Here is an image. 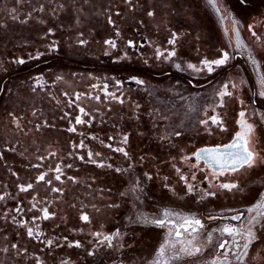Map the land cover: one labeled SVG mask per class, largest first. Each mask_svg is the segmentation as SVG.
Listing matches in <instances>:
<instances>
[{"label": "flooded vegetation", "instance_id": "1", "mask_svg": "<svg viewBox=\"0 0 264 264\" xmlns=\"http://www.w3.org/2000/svg\"><path fill=\"white\" fill-rule=\"evenodd\" d=\"M220 1L0 0V264H240L232 235L202 244L212 217L252 226L243 264H264V0ZM242 111L256 166L214 171L197 153L232 143ZM184 218L201 253L175 259Z\"/></svg>", "mask_w": 264, "mask_h": 264}, {"label": "snow or ice", "instance_id": "2", "mask_svg": "<svg viewBox=\"0 0 264 264\" xmlns=\"http://www.w3.org/2000/svg\"><path fill=\"white\" fill-rule=\"evenodd\" d=\"M17 2H20V0H17ZM127 3L131 4L132 0H126ZM211 3H213V6L215 7V0H210ZM61 7H63V5H61ZM40 12L44 11V7L41 5V7L38 9ZM16 9H12V12H15ZM217 11H219V9H217ZM148 16H153L154 13L152 11H149ZM29 17L31 16V13L28 14ZM14 20L18 19L17 16H13L12 17ZM109 22L112 23L111 19H109ZM21 23H27L26 20L21 21ZM51 31V30H49ZM119 33H117L118 35ZM253 35L255 36V32H253ZM79 43L84 44L86 43V41L84 40H80ZM106 44L110 45L112 48L116 47V43L113 40H107L105 41ZM131 44V42H129ZM169 43H175V40H170ZM170 55H175V52L170 53ZM229 59V54L227 52H224L222 55V58L214 60V61H208V60H204L202 63L205 65V67L207 68V70L209 72L213 71L212 65H216V66H220V65H224L226 63V61ZM19 63H24L23 60H20ZM180 66L177 65V68H179ZM189 68H195V65L189 64L188 65ZM199 70V69H197ZM137 83H142V81H137ZM261 84L262 86H264V78H262L261 80ZM235 87V85H233ZM225 88H227V85H225ZM221 96L224 95H231L230 92H221L220 93ZM261 96H264V91H262L260 93ZM98 99V98H97ZM81 113H84V109L81 108L80 109ZM85 115H87V113H84ZM245 113L242 111L240 113V121H238V123H240L242 125V131L237 132L236 137L233 141L232 144L227 145L226 147L228 149H235V151H231L229 153H227V155L229 156V160L224 161V160H218L217 162L219 163V166L221 169H226V168H230L232 171L237 170V168H242V167H248V168H253L256 166L257 163V153L255 151L252 150V148L250 147V144L253 141V133L255 131L254 126L252 124L247 123V121L244 119ZM212 122L213 123H220V121L217 120V118L215 116L211 117ZM85 123L84 120H82L80 117L76 118V124H83ZM204 123H207L206 121ZM69 131H75V128H71L69 129ZM179 134V133H177ZM95 138V137H93ZM127 136L124 137V142H127ZM81 147H83V142H81ZM108 147H111L110 145H108ZM116 151H120V152H124V149L120 148V149H116ZM201 151H212V152H216L217 150L213 149V150H201ZM125 155H127V153H124ZM89 157L92 156V153L89 152ZM96 155H100L99 153H96ZM197 157L199 158V153H197ZM81 159H83V157H81ZM95 162V161H93ZM261 162H264V160H262ZM103 166V165H101ZM57 172H61V169L59 168V166H57V168L55 169ZM46 173L45 174H41L38 177V181H45L46 183H51L50 180L46 181L45 177H46ZM56 180H60V175H57L55 177ZM71 179V178H70ZM33 187L32 184H28L27 187H21V191H27L28 189H31ZM221 188L223 189H229L231 190L232 188H235L236 185L235 184H221L220 185ZM189 190H191V186H189ZM53 191H60V189H53ZM3 197H0V200H2ZM33 207H35V205H33ZM255 207L257 208H264V203H258ZM254 209L250 208L248 209L249 212H252ZM17 211H19V209H17ZM43 212V218L44 219H48L50 217V213L48 211L47 208L42 209ZM165 215H168V213H165ZM242 215V214H241ZM83 221H88L89 217L84 214L81 215L80 217ZM212 219H214V217H212ZM231 219L233 220H239L240 216H232ZM255 218H253L254 220ZM157 225L163 226L164 225V221L163 220H155L154 221ZM184 223L187 225H196L198 226V228H203L204 225L201 222V220L199 219H193V220H189L188 218H184ZM249 224L252 225L253 221H249ZM183 227V225H182ZM198 229L197 228H193L192 231L196 232ZM185 231H187V229H185ZM222 232H226L229 235L233 236V242L236 245L237 248V252L233 253V255L236 256V259L238 261H240V264H243V260L242 257L243 256H247L248 255V249L250 248V246L253 244L254 241H256L258 239L256 233L253 231V227L249 226L246 231H242L240 228H236V227H225L224 229L220 230ZM27 234L29 237H33L35 235V237H39L40 233L37 231L34 233V230L32 227H28L27 228ZM96 236H100L101 233H95ZM114 235H119V233H114ZM176 235L179 237L181 235V233L179 231L176 232ZM235 236H240L244 239V243L242 245L243 248V252H240L239 249L241 247L239 241L235 240ZM211 234L209 233L208 235V241L211 242ZM104 241L108 242V247H112V237L111 236H105L104 237ZM48 245L52 244V240H48L47 241ZM101 243H103V241H101ZM181 243V247L179 248L178 251L174 252V258L175 259H179L180 257V253H183L185 255L188 256H193L196 255L198 253H201V248L199 246H193L191 249H189L188 247L184 246V242L180 241ZM189 244H192V241H189ZM228 244V241H223L221 243H219L218 247L220 249H224L226 247V245ZM69 247H72V244L68 245ZM81 245L79 244V242H76L75 247H80ZM13 247L15 248L16 245H13ZM165 245H162L160 250H159V254L163 255L165 252ZM173 248H175V246L173 245ZM3 251H7V249H3ZM230 251V249H229ZM94 253L89 252V255H93ZM223 255L225 257H227L228 252L223 253ZM212 264H216V261H212Z\"/></svg>", "mask_w": 264, "mask_h": 264}, {"label": "water", "instance_id": "3", "mask_svg": "<svg viewBox=\"0 0 264 264\" xmlns=\"http://www.w3.org/2000/svg\"><path fill=\"white\" fill-rule=\"evenodd\" d=\"M232 143H230V144H232ZM226 146H223V147H204V148H202L203 150L215 149L217 151L216 152L201 151L202 149H200V151L198 152L199 158L204 160L210 168H212L216 171L231 170L230 168L221 169L219 166V163L217 162L218 160H224V161L229 160V156L227 155V153H229L231 151H235V149H228ZM238 169H241V168H237V170ZM189 228H190V226L187 225L186 229H189Z\"/></svg>", "mask_w": 264, "mask_h": 264}, {"label": "rangeland", "instance_id": "4", "mask_svg": "<svg viewBox=\"0 0 264 264\" xmlns=\"http://www.w3.org/2000/svg\"><path fill=\"white\" fill-rule=\"evenodd\" d=\"M235 31L237 33L238 29L237 26H235ZM226 221L222 220V219H212V218H208L207 220H205V227L203 229V233H202V244L203 245H207V244H215V242L219 241L223 238V236L221 235V228ZM242 222H246V217ZM241 223V222H240ZM211 224V226H209ZM245 230V229H244ZM209 233L211 234V242L208 241V235ZM228 234V233H227ZM187 240H193V238L191 236L187 237Z\"/></svg>", "mask_w": 264, "mask_h": 264}, {"label": "bare ground", "instance_id": "5", "mask_svg": "<svg viewBox=\"0 0 264 264\" xmlns=\"http://www.w3.org/2000/svg\"><path fill=\"white\" fill-rule=\"evenodd\" d=\"M222 1V0H221ZM220 1V2H221ZM224 2V1H223ZM209 3V2H208ZM224 4V3H223ZM211 5V4H210ZM224 6V5H223ZM210 8V7H209ZM213 8H214V6H213ZM212 12V11H211ZM214 16V15H213ZM237 19V18H236ZM236 21V20H235ZM239 25V24H238ZM239 27V26H238ZM238 32H240L239 30H238ZM215 171V170H214ZM179 230V232L181 233V235L179 236L180 238H181V241H183L184 242V246L186 247V245L188 244V240H187V237L188 236H190V235H187L188 234V231H185V229L183 228V227H179L178 228ZM185 235H187V237L185 236ZM178 237V238H179ZM171 241V240H170ZM168 242V244H169V246H168V248H171L172 247V245H175V243L173 242V241H171V242ZM190 246V245H189ZM166 250V249H165Z\"/></svg>", "mask_w": 264, "mask_h": 264}]
</instances>
